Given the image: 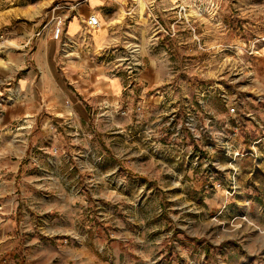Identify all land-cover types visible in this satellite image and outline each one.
Wrapping results in <instances>:
<instances>
[{"label": "rangeland", "instance_id": "obj_1", "mask_svg": "<svg viewBox=\"0 0 264 264\" xmlns=\"http://www.w3.org/2000/svg\"><path fill=\"white\" fill-rule=\"evenodd\" d=\"M87 1L0 0V264H264V0Z\"/></svg>", "mask_w": 264, "mask_h": 264}, {"label": "crops", "instance_id": "obj_2", "mask_svg": "<svg viewBox=\"0 0 264 264\" xmlns=\"http://www.w3.org/2000/svg\"><path fill=\"white\" fill-rule=\"evenodd\" d=\"M87 2H88V4L83 3L81 5V7L78 9L77 14L74 17H72L70 19V21L68 22V25L66 27V32H67V38H69V40L76 39L81 34H83L84 28H85L83 20L86 17H88L92 11L93 12L94 11L99 12L97 7H99L102 3H104L103 0H93V1L88 0ZM51 37H50V39L49 38L46 40L43 39V41H41L40 47L37 48V50L35 51V56H36V60H37L38 64L40 65L41 69L43 70V72L45 74V78L47 80L50 78L52 81H55V83L52 82V84H51L52 90H53L55 85L58 86L61 90H63V86L57 81V79L54 75V70L59 75H61V73L59 72V69H58L57 61H56L57 52L52 57H50V55L48 53V44L52 40ZM103 38H104V35L100 34L99 39L97 40L94 38V40L96 41V43H99L103 40ZM57 47H58V45H57ZM53 68H54V70H53ZM43 93L46 95L47 100L53 97V91H47V92H43ZM82 106L85 109L83 104H82Z\"/></svg>", "mask_w": 264, "mask_h": 264}, {"label": "bare ground", "instance_id": "obj_3", "mask_svg": "<svg viewBox=\"0 0 264 264\" xmlns=\"http://www.w3.org/2000/svg\"><path fill=\"white\" fill-rule=\"evenodd\" d=\"M91 1H93V0H91ZM93 14L96 15V16H98L99 19H100V26L96 29V30H98V29H100L102 27L103 20H102V17L100 16V13L99 12L97 13V11H95V12H93ZM93 33H94V38L97 39V40L99 39L100 34L103 35V33H101V32H95V31H93ZM57 45H58L57 40L55 38H52V40L48 44V53H49L50 57H52L54 54H56V52H57ZM53 70H54V68H53ZM54 75H55L57 81L62 86H64L63 80L61 79L60 75L57 72H55V70H54ZM113 84L115 86V83H113ZM70 97H71V99H72L75 107L77 108V110L80 113L85 114V110H84V108L82 106V103L79 102V100H77V98L74 95L70 94Z\"/></svg>", "mask_w": 264, "mask_h": 264}, {"label": "built area", "instance_id": "obj_4", "mask_svg": "<svg viewBox=\"0 0 264 264\" xmlns=\"http://www.w3.org/2000/svg\"><path fill=\"white\" fill-rule=\"evenodd\" d=\"M86 24L90 29H97L100 26V19L98 16L91 14L86 20ZM63 27L61 22L56 26L55 30V39H59L61 34L63 33Z\"/></svg>", "mask_w": 264, "mask_h": 264}]
</instances>
